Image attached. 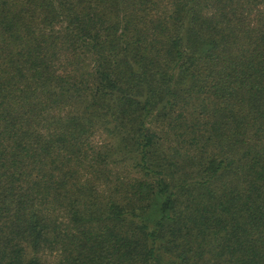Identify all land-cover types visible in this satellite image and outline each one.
Masks as SVG:
<instances>
[{
    "label": "trees",
    "instance_id": "trees-1",
    "mask_svg": "<svg viewBox=\"0 0 264 264\" xmlns=\"http://www.w3.org/2000/svg\"><path fill=\"white\" fill-rule=\"evenodd\" d=\"M0 264H264V0H0Z\"/></svg>",
    "mask_w": 264,
    "mask_h": 264
}]
</instances>
